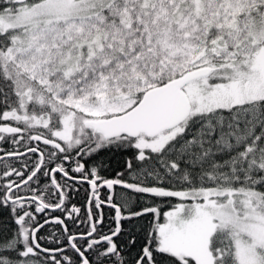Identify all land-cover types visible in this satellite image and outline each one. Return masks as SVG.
<instances>
[{"label": "snow or ice", "instance_id": "snow-or-ice-1", "mask_svg": "<svg viewBox=\"0 0 264 264\" xmlns=\"http://www.w3.org/2000/svg\"><path fill=\"white\" fill-rule=\"evenodd\" d=\"M0 143V264H264V0H0Z\"/></svg>", "mask_w": 264, "mask_h": 264}, {"label": "flooded vegetation", "instance_id": "flooded-vegetation-1", "mask_svg": "<svg viewBox=\"0 0 264 264\" xmlns=\"http://www.w3.org/2000/svg\"><path fill=\"white\" fill-rule=\"evenodd\" d=\"M41 147L43 148V145H41ZM11 148H12V146L10 144L0 143V149H2L4 151L11 150ZM21 150H23V149H21ZM4 151H0V157L3 158L2 160H0V172H2L4 170L5 163H13V164H15V166L19 167V162L4 156ZM101 176H103V175H101ZM106 179H114V178H106ZM87 188H89V185L85 183L82 187H80V191L78 193L74 194L73 203L77 204V206H82L84 204L85 195H86L84 190ZM120 190L121 189L117 186L116 191L118 192ZM107 191H108L107 189H101V192H100L101 198H103L104 195L107 194ZM108 212H109V210L107 208H105L106 215H108ZM53 215H60V213H59V211H57ZM66 222L69 224V227H73L70 221H66ZM105 223H108V221L106 220ZM82 226L83 225H81L80 227H73V231H79L80 228H82ZM59 228H60V226L56 225V224L46 225L45 228L40 233V235L47 236V235H49V233H53V232L59 234ZM104 230L107 231L106 229H104ZM44 246L45 247L50 246L49 242H46Z\"/></svg>", "mask_w": 264, "mask_h": 264}, {"label": "trees", "instance_id": "trees-1", "mask_svg": "<svg viewBox=\"0 0 264 264\" xmlns=\"http://www.w3.org/2000/svg\"><path fill=\"white\" fill-rule=\"evenodd\" d=\"M127 155V153L102 152L98 158L104 161L100 174L104 178H116L117 173L124 171ZM172 202L176 203L177 201L173 200ZM162 210L167 211V206L163 205ZM125 227H128V225H125Z\"/></svg>", "mask_w": 264, "mask_h": 264}]
</instances>
